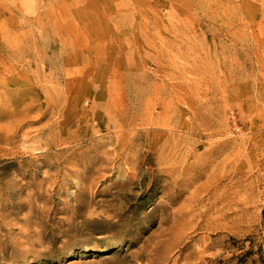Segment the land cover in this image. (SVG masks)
Here are the masks:
<instances>
[{"label":"rangeland","instance_id":"374dc122","mask_svg":"<svg viewBox=\"0 0 264 264\" xmlns=\"http://www.w3.org/2000/svg\"><path fill=\"white\" fill-rule=\"evenodd\" d=\"M251 236L264 0H0V264H214Z\"/></svg>","mask_w":264,"mask_h":264},{"label":"trees","instance_id":"16d2710c","mask_svg":"<svg viewBox=\"0 0 264 264\" xmlns=\"http://www.w3.org/2000/svg\"><path fill=\"white\" fill-rule=\"evenodd\" d=\"M250 243V250H245L246 243ZM234 247L239 250L241 253L234 255L230 259L219 258L215 261L214 264H264V250L260 246L256 249V239L254 236L248 237L242 241H235ZM255 256H258V259H254Z\"/></svg>","mask_w":264,"mask_h":264}]
</instances>
